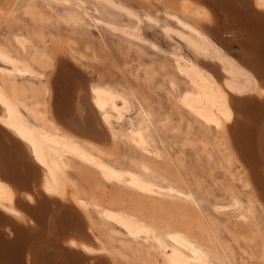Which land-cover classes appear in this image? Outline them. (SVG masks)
Wrapping results in <instances>:
<instances>
[{"label": "bare ground", "instance_id": "obj_1", "mask_svg": "<svg viewBox=\"0 0 264 264\" xmlns=\"http://www.w3.org/2000/svg\"><path fill=\"white\" fill-rule=\"evenodd\" d=\"M15 1L0 6V16L16 11ZM22 1L33 23L51 19L38 15L34 0ZM40 1L66 7L57 19L72 31L88 20L139 36L136 26L120 29L97 18L95 6ZM94 1L103 11L137 17L116 0ZM155 1L177 26L164 27V35L177 37L190 55L173 54L186 83L181 105L203 130H213L221 167L250 206L241 208L231 193L229 205L216 210H240L251 227L246 242L259 248L250 258L264 264V0H221L215 19L199 0ZM17 31L0 40V264H118V257L158 264L151 252L171 264H225L217 219L177 202H195L178 180L159 185L173 165L158 148L148 105L125 87L87 78L59 34L52 47L40 31ZM156 129L167 130L164 123ZM119 144L131 153L118 156ZM175 163L183 168L182 153ZM101 175L126 191L113 193ZM86 177L103 185L102 198L85 189ZM223 229L237 243L234 228Z\"/></svg>", "mask_w": 264, "mask_h": 264}, {"label": "rangeland", "instance_id": "obj_2", "mask_svg": "<svg viewBox=\"0 0 264 264\" xmlns=\"http://www.w3.org/2000/svg\"><path fill=\"white\" fill-rule=\"evenodd\" d=\"M6 1L8 0H0V6ZM70 1L73 5L83 2L87 8L92 10L95 7L98 8L100 11L95 16L104 22L114 24V27L117 25L123 29L136 26L139 36L130 38L119 31H112L105 23L95 25L88 20H86L88 27H79L72 31L71 27L57 19L64 14L65 10L63 11V9L66 7L53 4L49 9L46 3L40 0H34L38 15L43 14L45 17L50 13L51 19L43 23H33L22 8L23 1L21 0L22 3L19 2L12 7L13 11H16L11 15L0 16V40L12 36L13 31L19 30L18 33L25 35L35 30L40 31L45 39L50 41L49 45L54 47L55 44L51 42L57 39L59 34L62 41H59V38L57 40L61 45L63 44L64 50L68 47L73 50L74 56L78 60L76 66L87 78L125 87L139 101L148 105L152 110L154 123L157 124L154 135L156 140L160 141L158 148L173 165L171 173L164 178V181L159 182V185L165 187L167 181L173 178L178 180L183 192L192 196L195 202L191 204L183 202L182 199H178L177 202L187 206L188 210L192 211V215L203 216L204 212L217 219L221 229L217 248L220 252L219 259L222 262L225 264H262L257 259L250 258L251 252H254L255 256L258 255L259 248L257 245L252 246L246 242L250 237L251 227L239 213L240 210L228 209V207L223 212L216 210L218 208L216 205H229L231 193L237 195L241 208L248 210L250 206L239 184L231 181L226 169L221 167L220 154L214 145L213 130H209V132L203 130L181 105L180 100L183 97L186 83L175 70L173 54L180 53L187 57L190 55L184 46L178 44L177 37L164 35V27L176 29L177 26L172 19L165 15L163 6L155 0H116L121 5H125L124 7L127 6V9L134 12L135 15L137 14V17L134 18L113 9L108 12L103 11L102 7L94 0ZM146 18H151V20ZM52 39L54 40L52 41ZM162 123L167 129L164 134L156 129ZM129 153H131V149L128 146L124 144L117 146L118 156ZM180 153L183 157V168L175 163V158ZM101 178L108 183L107 186L112 189L113 193L120 194L121 191H126L125 187L118 186L106 176L101 175ZM88 180L82 182L85 189L98 192V197L102 198L103 185L97 187ZM133 197V195H129V198ZM166 200L172 202L169 198ZM253 211L256 213L257 221H260L258 210L254 208ZM96 225V233L103 236V231L99 229V221H96ZM225 226L234 228L238 235L237 243L229 238L223 229ZM194 237L203 244H207L206 238H199L196 231ZM224 240L229 241L231 253L223 245ZM111 245L110 242L108 246ZM241 250L248 255L243 254ZM151 255L154 260H158V264H171L167 262L166 256L163 261L158 259L155 253L151 252ZM116 260L118 264H141L134 257H129V259L118 257ZM151 264L153 263L151 262Z\"/></svg>", "mask_w": 264, "mask_h": 264}, {"label": "water", "instance_id": "obj_3", "mask_svg": "<svg viewBox=\"0 0 264 264\" xmlns=\"http://www.w3.org/2000/svg\"><path fill=\"white\" fill-rule=\"evenodd\" d=\"M209 11L211 16L215 19L218 18L217 15V10H216V3H218L221 0H199ZM218 22V20L216 21V23ZM2 214H0V219H2ZM3 223H0L1 227Z\"/></svg>", "mask_w": 264, "mask_h": 264}]
</instances>
